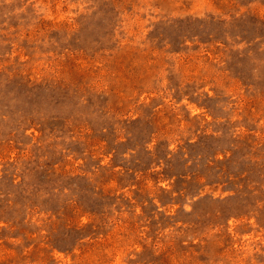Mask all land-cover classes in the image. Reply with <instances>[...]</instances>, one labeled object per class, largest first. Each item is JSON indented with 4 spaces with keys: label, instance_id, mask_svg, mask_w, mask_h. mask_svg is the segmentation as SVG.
<instances>
[{
    "label": "rangeland",
    "instance_id": "obj_1",
    "mask_svg": "<svg viewBox=\"0 0 264 264\" xmlns=\"http://www.w3.org/2000/svg\"><path fill=\"white\" fill-rule=\"evenodd\" d=\"M0 264H264V0H0Z\"/></svg>",
    "mask_w": 264,
    "mask_h": 264
}]
</instances>
